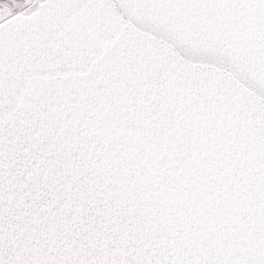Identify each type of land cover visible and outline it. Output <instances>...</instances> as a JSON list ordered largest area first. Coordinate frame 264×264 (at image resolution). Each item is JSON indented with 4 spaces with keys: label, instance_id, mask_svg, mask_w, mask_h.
<instances>
[{
    "label": "snow or ice",
    "instance_id": "snow-or-ice-1",
    "mask_svg": "<svg viewBox=\"0 0 264 264\" xmlns=\"http://www.w3.org/2000/svg\"><path fill=\"white\" fill-rule=\"evenodd\" d=\"M0 264H264V0H0Z\"/></svg>",
    "mask_w": 264,
    "mask_h": 264
}]
</instances>
